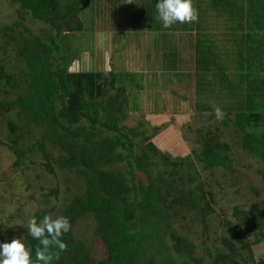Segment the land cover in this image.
Returning <instances> with one entry per match:
<instances>
[{"label": "trees", "instance_id": "1", "mask_svg": "<svg viewBox=\"0 0 264 264\" xmlns=\"http://www.w3.org/2000/svg\"><path fill=\"white\" fill-rule=\"evenodd\" d=\"M90 2L10 0L16 18L2 29L14 31L12 38L18 36L13 60L20 67L21 77L19 94L0 102L14 116L5 119L10 143L4 145L21 159L37 150L45 161V170L52 172L54 164L75 177L76 189L60 213L72 225L62 237L68 249L52 264H263L254 261L250 245L237 239L240 235L233 228L230 235L219 237L217 247L206 248L201 257L196 255L188 234L176 228L192 215L189 220L198 222L206 234L216 202L201 174L228 168L230 146L221 142L220 129L215 126L205 133L199 151L172 157L152 142L160 127L147 134L141 121L137 130L123 125L130 112L142 109V70L150 56L140 49L134 52L128 45L125 61L119 63L123 71L110 73L109 78L95 68L69 70L77 51L69 39L84 32L82 16L92 6ZM158 2L96 0L94 6L107 24L104 27L122 37L132 31L141 37L145 29L157 36L181 29L189 33L196 26L201 31L206 29L203 40H192L190 33L187 36L193 70L184 65L188 61L181 46L165 50L161 42L160 62L168 70L162 81L172 97H176L171 93L175 90L172 83L178 84L177 98L198 97V116L209 112L211 121L215 106L223 110L219 124L222 129H232L241 150L260 162L257 172L264 187V0H207L214 11H204L203 15L208 19L213 16L211 21L215 22L176 24L170 29L163 28L157 18ZM117 8L122 15L115 11ZM28 19L47 28L35 34L26 26ZM221 19L227 24L220 38L213 24ZM4 69L0 62V80H5L2 86L11 89L16 81ZM169 70L175 71L176 82L169 78ZM230 71L235 72V81L227 80ZM224 92L229 93L231 101L223 99ZM213 99L216 104H208ZM19 120L30 137L33 130L37 134L25 150L20 148ZM199 134L200 128L196 130L197 139ZM54 208L36 212L34 217L39 221ZM232 216L243 226L250 225L253 243L264 247V207L258 209L253 220L237 207ZM86 218L92 220L94 234L104 249V256L98 260L74 231ZM21 234L33 249L34 258L38 241L29 236L28 227L22 228ZM2 239L11 242L7 236Z\"/></svg>", "mask_w": 264, "mask_h": 264}, {"label": "rangeland", "instance_id": "2", "mask_svg": "<svg viewBox=\"0 0 264 264\" xmlns=\"http://www.w3.org/2000/svg\"><path fill=\"white\" fill-rule=\"evenodd\" d=\"M133 1L135 2V0H131V3ZM206 1L197 0L193 2L200 13L201 18L199 20L202 19V21L198 20L195 23L203 25L204 22H215V19L211 21L213 16L208 19L206 14L203 15L204 11L209 13L213 10ZM95 2L96 0H91L92 6L89 5V9L84 11V17L82 16L85 26L84 32L75 34L69 39L72 49L77 50L74 51L72 58L74 60L69 70L79 71L82 68L89 69L90 67L101 71L105 77L109 78L110 73L123 71L119 63H124L128 45V49L131 48L134 52L139 51V49L145 51L150 56L149 60L146 59L145 67L143 66L142 70L144 77L141 85L143 89L140 93L144 94L143 99L145 100L142 103V109L130 112L123 125L128 130H137L139 129L138 123L141 121L147 134H150L154 127H160V131L154 135L152 142L160 152L168 153L172 157L186 156L190 155L192 151H199L208 131L213 130L215 126L220 129L221 142L230 146L231 163L228 168H218L214 170L213 174H201V177L206 178L207 188L214 194L216 202L215 214L209 217L206 234L203 233L202 226L198 222L189 220L192 215H188L182 224L176 228L178 231L183 230V234H188L196 247L198 257L204 255L206 248L217 247L219 237L230 235V230L233 228L240 235L237 239L250 245L254 261H262L264 264V247L262 243H253V228L250 225L243 226V224L236 222L232 216L233 208L237 207L245 210L250 220H253L258 209L264 207V187L257 172L260 168V162L241 150L233 130L222 129L216 115L211 121L208 119L209 112L197 115V102L201 101L198 97L192 95L193 98L190 100L177 98L180 92L176 83H172V89L176 90H171V93L176 96L172 97L166 89V84L162 81V75L168 70H166V65H162L160 62L162 60L161 42L165 44V50L175 45L181 46L183 57L188 61L184 65L186 69L191 70L194 67L191 68L189 62L190 56L188 54L191 51L189 49L190 38L188 39L187 36L190 33L192 40L193 38L194 40H203L206 29L201 31L196 26L189 33L181 29V31L166 33L168 36H157L145 29L142 31L141 37L135 31L128 32L127 37H122L121 34L111 33L108 28L104 27V24H107L105 21H101L96 13ZM98 2L104 3L105 0H98ZM114 6H116L115 3ZM123 8L132 11L127 7ZM14 9L15 6H11L10 0H0V62L4 65L7 75L16 81L10 89L8 86H2L5 80H0V102L14 99L20 92V67L16 60H13L15 55L13 49L17 45L18 36L13 35L12 38L14 31L12 33L2 31L5 26H9L15 21ZM118 9L115 11L122 15V10ZM226 24L224 19L213 24V31L220 38L226 31ZM26 26L35 34H40L42 29L47 28L43 23L30 19L26 21ZM10 36L12 40L9 39ZM168 37L171 38L169 42ZM170 70L169 78L176 82L175 71ZM137 73L139 74L141 71ZM235 76V72L230 71L227 73V80L231 78L230 81H235ZM224 93L223 99L231 101L230 98H227L230 96L229 93ZM208 104L215 105V99ZM8 116L12 117L13 113L8 112L0 105V141H2L0 143V243L6 242L2 239L4 236H7L10 241L13 238L21 239V229L28 227L29 220L36 212L55 207L46 215L60 216L64 205L72 196V191L76 189L73 184L75 182L74 174L69 175L54 164H52V172L45 170L43 167L45 161L39 151L29 153L21 159L17 158L12 150L4 145V143H10L5 123ZM19 123L22 125L19 131L21 136L20 148L25 150L37 134L33 130L31 132L32 137H30L23 125L24 122L19 120ZM199 128L200 134L199 139H197L196 130ZM198 170L200 171V167ZM74 231L77 238L85 244L95 259L98 260L104 256V249L94 234V224L90 218L80 221Z\"/></svg>", "mask_w": 264, "mask_h": 264}, {"label": "clouds", "instance_id": "3", "mask_svg": "<svg viewBox=\"0 0 264 264\" xmlns=\"http://www.w3.org/2000/svg\"><path fill=\"white\" fill-rule=\"evenodd\" d=\"M156 10L157 18L165 29L199 20V11L193 0H159ZM214 113L217 119H223L224 112L219 106L214 107ZM71 227L70 220L64 216L53 218L45 215L39 221L33 216L28 222V234L38 241L34 258L33 249L24 243V239L13 238L11 242L0 243V264H52L54 259L59 260L60 254L67 251L68 245L62 237Z\"/></svg>", "mask_w": 264, "mask_h": 264}]
</instances>
